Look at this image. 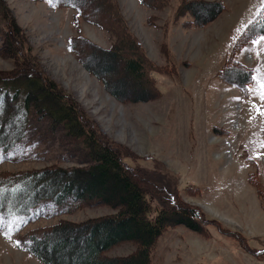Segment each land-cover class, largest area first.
Instances as JSON below:
<instances>
[{"label": "rangeland", "instance_id": "obj_1", "mask_svg": "<svg viewBox=\"0 0 264 264\" xmlns=\"http://www.w3.org/2000/svg\"><path fill=\"white\" fill-rule=\"evenodd\" d=\"M188 1L200 0H164L156 9L138 0H116L130 33L158 67L149 74L157 98H114L82 64L96 71L98 62L85 49L77 58L68 48L70 39L82 36L110 50L114 39L77 18L71 8L54 7L49 0H2L13 30L8 28L11 41L0 40V75L33 64L76 107L84 127L116 147L129 166L148 174L152 208L185 205L207 219L205 235L183 226L164 231L152 264H264V39L232 53L264 0H201L220 2L223 10L205 26L186 29L176 11ZM15 30L18 40L13 39ZM16 44L19 57L9 49ZM230 59L252 71L245 89L218 77ZM108 78L120 79L116 73ZM85 162L80 147L64 140L62 131L35 122L15 150L0 154V173L43 172L53 166L70 170ZM20 188L8 197H19ZM113 212L97 202H69L65 208L46 202L29 217L0 219V264H43L16 247L20 236ZM135 248L120 243L105 256L127 257Z\"/></svg>", "mask_w": 264, "mask_h": 264}, {"label": "trees", "instance_id": "obj_2", "mask_svg": "<svg viewBox=\"0 0 264 264\" xmlns=\"http://www.w3.org/2000/svg\"><path fill=\"white\" fill-rule=\"evenodd\" d=\"M49 1L54 7L71 8L77 18L104 30L114 39L110 50H102L82 36L72 38L68 43L69 50L77 58H81L80 53L85 49L92 60L98 62L99 69L94 71L82 60L84 68L100 79L114 98L133 102L160 96L149 75L158 67L145 56L130 33L116 0H93L95 4L91 7L88 5L90 0ZM138 1L143 7L156 9L164 0ZM222 10L220 2L188 1L179 5L176 16L184 19L181 25L186 29L201 28ZM7 16V7L0 0V40L11 41L8 28H13ZM15 33L13 39L18 40V31ZM262 37L264 8L243 29L232 53ZM17 45L9 47L15 57H19L21 51V46ZM251 72L230 59L218 77L227 85L245 89L252 81ZM115 73L119 80L105 79ZM145 88L148 94H144ZM124 94L130 95L129 99H122ZM35 122L62 131L64 140L80 147L86 164L70 170L53 166L43 172L0 173V219L29 217L46 202L54 208H65L69 202H97L114 212L77 224L61 221L41 235L20 236L17 248L21 251L43 264H152L157 239L167 229L183 226L206 234L205 225L209 223L194 208L178 205L168 209L161 204L152 208L147 199V188L151 187L148 174L129 166L116 147L84 127L71 101H66L33 64L27 63L17 71L0 75V154L15 150ZM29 181L34 182L29 184ZM18 186L23 189L22 194L8 197V192L15 191ZM124 242L135 245L131 255L123 258L105 256L110 249Z\"/></svg>", "mask_w": 264, "mask_h": 264}, {"label": "snow or ice", "instance_id": "obj_3", "mask_svg": "<svg viewBox=\"0 0 264 264\" xmlns=\"http://www.w3.org/2000/svg\"><path fill=\"white\" fill-rule=\"evenodd\" d=\"M262 39H264V37H262ZM260 97L264 100V82L260 83Z\"/></svg>", "mask_w": 264, "mask_h": 264}]
</instances>
